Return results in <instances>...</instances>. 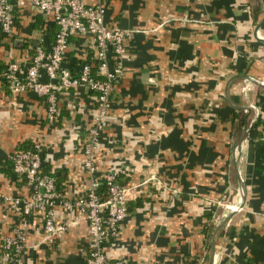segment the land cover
Returning <instances> with one entry per match:
<instances>
[{"label":"crops","instance_id":"1","mask_svg":"<svg viewBox=\"0 0 264 264\" xmlns=\"http://www.w3.org/2000/svg\"><path fill=\"white\" fill-rule=\"evenodd\" d=\"M96 1L105 24L135 29L124 42L122 74L94 152L97 173L115 167L120 182L133 185L118 235L103 244L108 259L208 264L212 243V264H264V0H83ZM11 3V30L0 31V237L13 226L25 234L14 264H86V221L75 218L77 207L57 209V218L71 221L66 231L36 243L39 213L19 215L1 197L26 194L8 156L34 141L42 169L63 194L84 193L81 142L95 105L84 87L65 89L57 97V119L48 123L43 96L8 90L5 63L26 64L37 38L48 48L56 28L28 3ZM93 52L89 36H70L62 64L76 72ZM244 124V200L212 238L227 210L223 202L236 204L233 153ZM150 173L160 185L144 180ZM204 212L215 218L209 236Z\"/></svg>","mask_w":264,"mask_h":264},{"label":"built area","instance_id":"2","mask_svg":"<svg viewBox=\"0 0 264 264\" xmlns=\"http://www.w3.org/2000/svg\"><path fill=\"white\" fill-rule=\"evenodd\" d=\"M14 1L19 6L28 3L43 17L49 16L56 28L48 48L43 46L41 37L37 38L33 43L34 53L26 64L15 60L5 63L2 75L8 90L11 93L32 90L43 96L48 123L56 121L57 97L65 89L84 87L94 93L95 105L81 142L82 170L87 179L84 193L67 197L56 189L54 177L41 167V146L34 141L8 156L11 171L23 180L26 194L2 193L1 197L19 215L39 213L42 234L36 243L49 242L66 231L71 221L57 218V209L77 207L75 218L81 217L86 221V264H144L121 258L108 259L103 244L118 235V224L127 213L126 194L133 185L120 182L118 168L109 167L97 173L94 164V152L107 113L109 95L123 70L124 42L135 29L105 24L100 1L90 4L83 0ZM12 17L11 0H0V31L10 32ZM74 35H87L94 44L93 60L81 63L76 72L62 64L69 37ZM247 103L251 106L249 101ZM144 180L161 184L153 173ZM230 204L223 202L227 209L231 208ZM25 247L23 231L16 226L11 227L0 237V264H14Z\"/></svg>","mask_w":264,"mask_h":264},{"label":"water","instance_id":"3","mask_svg":"<svg viewBox=\"0 0 264 264\" xmlns=\"http://www.w3.org/2000/svg\"><path fill=\"white\" fill-rule=\"evenodd\" d=\"M258 26V25H257ZM256 26V28H257ZM255 28V29H256ZM245 78H247L248 80H251L253 81L255 84L257 85H263V82H261L260 80H256L248 75H244ZM245 110L247 111V106H244ZM246 131H247V125L244 124L243 125V130H242V134L239 138V140L236 142L235 146H234V153H233V167H234V171H235V174H236V178H237V183H238V189H237V198H236V204H235V207H232L230 209H227L225 211V213L223 214L222 218L220 220H218L216 223H215V226H214V229L212 231V238L215 234V231L236 211H238L241 206H242V203H243V200H244V185H243V181H242V178L240 176V173H239V156H240V152H241V145H242V140L243 138L245 137V134H246ZM234 201V203H235ZM210 256H211V259L209 261L208 264H212V261H213V258L215 256V253L213 251V244L211 243V247H210Z\"/></svg>","mask_w":264,"mask_h":264},{"label":"trees","instance_id":"4","mask_svg":"<svg viewBox=\"0 0 264 264\" xmlns=\"http://www.w3.org/2000/svg\"><path fill=\"white\" fill-rule=\"evenodd\" d=\"M54 35V34H53ZM53 38V37H52ZM19 148H23V147H19ZM19 148H17V149H19ZM16 150V149H15ZM47 172V171H46ZM48 173H50V172H48ZM52 176H53V174L52 173H50ZM54 177V176H53ZM54 181H55V178H54ZM55 187H56V189L57 190H59L60 192H62L61 190H60V188H58L57 187V185H56V183H55ZM221 213V212H220ZM219 212L217 213V214H220ZM204 215H205V217H206V219H207V221H205V222H203L204 223V231L206 232V234L209 236V234H210V231H211V229H212V227H213V225H214V223H215V218L214 219H211L210 218V215H211V212H204ZM183 264H188L187 263V261H185Z\"/></svg>","mask_w":264,"mask_h":264}]
</instances>
